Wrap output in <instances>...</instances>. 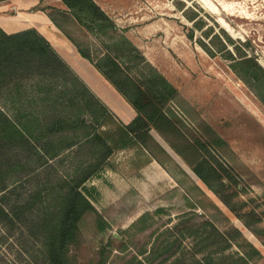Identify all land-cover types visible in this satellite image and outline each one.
Returning <instances> with one entry per match:
<instances>
[{
    "label": "trees",
    "instance_id": "1",
    "mask_svg": "<svg viewBox=\"0 0 264 264\" xmlns=\"http://www.w3.org/2000/svg\"><path fill=\"white\" fill-rule=\"evenodd\" d=\"M61 1L66 10L41 11L128 103L135 117L128 124L121 122L36 29L7 34L0 28V99L17 106L11 115L0 109V228L8 233L20 229L37 247L35 257L41 264H77L76 246L85 218L94 219L97 235L110 229L83 189L112 156L136 149L149 153L147 163H173L152 137L153 130L209 190L218 193L216 186L223 187L225 178L234 180L213 153L227 149V142L206 123L192 138L165 112L178 91L131 46L106 12L93 0ZM90 38L100 42L104 52L91 51ZM231 60L232 71L264 106V69L245 54ZM135 61L142 67L133 76L124 64L135 67ZM29 104L39 112L27 109ZM50 169L52 175L45 173ZM36 171L46 177L35 180L29 194L21 196L20 188ZM224 203L230 205L225 199ZM150 218L149 212L143 214L123 234L144 231L151 226L146 222ZM191 231L187 256L173 252L175 244L168 240L158 246L152 243L138 255L149 264L157 259V264H237L224 253L239 232H220L208 221ZM116 241L110 237L101 245L95 264H106L111 250L129 248L124 236L118 245ZM247 259L241 258V264Z\"/></svg>",
    "mask_w": 264,
    "mask_h": 264
},
{
    "label": "rangeland",
    "instance_id": "2",
    "mask_svg": "<svg viewBox=\"0 0 264 264\" xmlns=\"http://www.w3.org/2000/svg\"><path fill=\"white\" fill-rule=\"evenodd\" d=\"M98 1L131 46L178 91L165 112L192 138L201 123H206L227 142V149L213 153L234 180L225 178V185L216 186L218 193H214L156 131H151L173 163H147L148 152L128 149L112 156L86 183L84 194L110 229L97 235L94 219L85 218L76 246L77 264H95L101 245L110 237H115L118 245L123 236L129 248L125 252L111 250L106 264H149L138 252L163 240L174 242L172 251L187 256L190 231L199 229L204 221L220 232L241 234H235L224 253L230 256L226 258L229 262L241 264L240 259L246 257L247 264H264V106L230 68L232 58L245 54L264 69V0ZM89 41L91 51L104 52L96 39ZM133 63L135 67L124 64V68L136 76L142 65ZM113 99L116 104L108 107L128 124L131 107L116 96ZM4 104L0 99L1 110L15 113V104ZM26 106L39 112L33 104ZM48 171L54 172L45 171L50 175ZM32 177L20 188L21 196L29 194L32 183L46 174L36 171ZM159 209L163 212L156 213ZM147 212L151 214L146 221L150 227L123 234ZM36 250L20 229L8 233L0 228V264H41Z\"/></svg>",
    "mask_w": 264,
    "mask_h": 264
},
{
    "label": "crops",
    "instance_id": "3",
    "mask_svg": "<svg viewBox=\"0 0 264 264\" xmlns=\"http://www.w3.org/2000/svg\"><path fill=\"white\" fill-rule=\"evenodd\" d=\"M93 1L102 10H105L101 7L98 0ZM48 8L66 10V7L61 0H1L0 28L7 34H13L31 28L36 29L51 43L61 58L64 59L74 72L107 106L111 108V105L115 103L113 96H116L125 104L126 101L87 60L81 58L74 45L56 28L47 14L44 11H41L47 10ZM104 85H108V87H105ZM105 89L108 90V92ZM110 99L113 102H111ZM129 111L128 119L130 122L134 119L135 112L132 108H130Z\"/></svg>",
    "mask_w": 264,
    "mask_h": 264
},
{
    "label": "bare ground",
    "instance_id": "4",
    "mask_svg": "<svg viewBox=\"0 0 264 264\" xmlns=\"http://www.w3.org/2000/svg\"><path fill=\"white\" fill-rule=\"evenodd\" d=\"M173 155V154H172ZM174 157V156H173Z\"/></svg>",
    "mask_w": 264,
    "mask_h": 264
}]
</instances>
